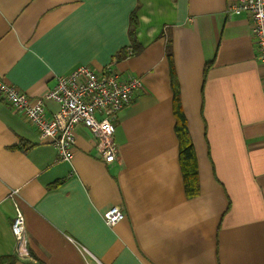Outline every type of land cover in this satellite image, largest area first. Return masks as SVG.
<instances>
[{"label": "crops", "instance_id": "1", "mask_svg": "<svg viewBox=\"0 0 264 264\" xmlns=\"http://www.w3.org/2000/svg\"><path fill=\"white\" fill-rule=\"evenodd\" d=\"M228 3L0 0V75L31 99L78 66L110 65L142 81L116 119L113 163L98 157L82 126L72 160H60L1 99L0 264H264L262 66L250 20L227 16ZM132 13L142 51L113 61L130 47ZM164 31L196 154L199 193L190 199L177 161ZM45 109L49 117L57 105ZM16 206L25 219L22 258L11 232ZM115 206L124 220L108 226L103 214Z\"/></svg>", "mask_w": 264, "mask_h": 264}, {"label": "built area", "instance_id": "2", "mask_svg": "<svg viewBox=\"0 0 264 264\" xmlns=\"http://www.w3.org/2000/svg\"><path fill=\"white\" fill-rule=\"evenodd\" d=\"M226 15H245L250 20V33L256 47V59L261 64L264 85V0H229ZM0 75V98L15 111L21 113L44 142H49L62 161L70 162L74 155L76 127L86 128L95 140V152L105 163L118 159V148L114 143L115 122L130 106L141 91L142 81L133 75L124 77L110 65L100 70L78 66L70 73L56 78L51 91L36 100L2 80ZM52 101L57 109L45 116V102ZM124 212L118 207L103 214L108 226L124 220ZM16 206L11 224L18 257L27 256L25 219Z\"/></svg>", "mask_w": 264, "mask_h": 264}, {"label": "trees", "instance_id": "3", "mask_svg": "<svg viewBox=\"0 0 264 264\" xmlns=\"http://www.w3.org/2000/svg\"><path fill=\"white\" fill-rule=\"evenodd\" d=\"M137 17L134 13L130 16L129 21V30L128 36L130 38V47L124 48L121 50L114 58L113 61H119L120 59H125L127 57L137 56L141 53L142 47L138 44L135 35V29L137 26ZM164 54L166 55L168 60V77H169V85L172 93V114L174 117V135L178 142V162L180 166L181 176L184 187V194L186 199L194 198L199 193V177H198V169L196 163V154L194 151V146L192 140L189 136L187 120L185 118L184 112L181 107V98L180 97V85L176 76L175 67L172 59V51H171V40L167 38L165 40L164 46ZM207 70V68H206ZM206 73V71H205ZM0 101L1 98H0ZM63 183L62 180H58L54 182L50 188H56ZM13 259V258H12ZM3 264V260H2Z\"/></svg>", "mask_w": 264, "mask_h": 264}, {"label": "rangeland", "instance_id": "4", "mask_svg": "<svg viewBox=\"0 0 264 264\" xmlns=\"http://www.w3.org/2000/svg\"><path fill=\"white\" fill-rule=\"evenodd\" d=\"M164 34H165V31H164ZM164 34H163V35H164ZM164 36H165V40H166L167 38H170V40H171V36H170V35L165 34ZM171 46H172V42H171ZM171 51H172V47H171ZM175 71H176V70H175ZM175 71H174V72H175ZM176 76H177V75H176ZM180 97H181V96H180ZM180 97H179V98H180ZM181 107H182V104H181ZM182 109H183V108H182ZM182 109H181V110H182ZM183 112H184V111H183Z\"/></svg>", "mask_w": 264, "mask_h": 264}]
</instances>
